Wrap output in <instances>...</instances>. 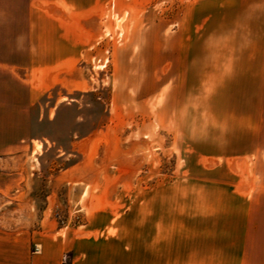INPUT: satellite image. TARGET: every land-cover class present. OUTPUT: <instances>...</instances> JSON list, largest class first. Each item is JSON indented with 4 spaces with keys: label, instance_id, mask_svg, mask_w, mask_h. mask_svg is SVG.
Segmentation results:
<instances>
[{
    "label": "rangeland",
    "instance_id": "374dc122",
    "mask_svg": "<svg viewBox=\"0 0 264 264\" xmlns=\"http://www.w3.org/2000/svg\"><path fill=\"white\" fill-rule=\"evenodd\" d=\"M89 4L67 49L49 23L73 7L0 0V184L22 229L159 238L165 264L264 233V0Z\"/></svg>",
    "mask_w": 264,
    "mask_h": 264
},
{
    "label": "crops",
    "instance_id": "0c3cea01",
    "mask_svg": "<svg viewBox=\"0 0 264 264\" xmlns=\"http://www.w3.org/2000/svg\"><path fill=\"white\" fill-rule=\"evenodd\" d=\"M48 1L53 2L54 0ZM61 1L67 8L73 7V10H67L68 12L65 14L62 13L63 22L50 21L49 25L51 28L54 24L61 26L68 37L66 46L61 45V48L72 49L77 47L76 44L80 38L77 25L84 24V21L81 19L74 21L71 14L81 18L85 15L86 9L90 10L93 4L87 5V8L86 0ZM36 24L35 28L37 29ZM56 48L57 46L53 43L44 46V49L47 50ZM55 65H57L56 61H44L36 63L34 67L44 68L48 72ZM241 70H244V67ZM251 70L255 71L254 65ZM256 71H259L258 65ZM36 97L35 90L30 88L28 106L34 103ZM34 148L36 151H40L42 144L37 142ZM12 188L14 185L0 184V264H64L67 254L70 255L71 264H165L164 244L159 238L156 241L142 240L139 250L123 251L116 244L123 239L117 235H102L101 237L92 233L83 235L79 234L77 230L66 228L54 231L45 228L33 231L22 229V220L15 212L19 204L6 200V193L10 192ZM227 236L231 239H227L226 242L229 245L223 248L220 247L213 251L196 249L182 257L192 258L189 264H264V233L261 230L256 229L252 234L243 230L234 237L231 235L233 238L230 235ZM36 245L39 246V250L35 252ZM182 257L179 256V258Z\"/></svg>",
    "mask_w": 264,
    "mask_h": 264
}]
</instances>
